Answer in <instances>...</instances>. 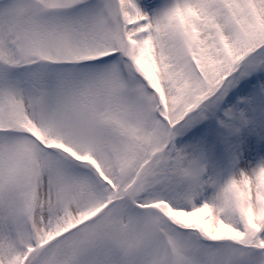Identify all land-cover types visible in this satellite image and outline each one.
Here are the masks:
<instances>
[{
    "label": "snow or ice",
    "instance_id": "6c2138e0",
    "mask_svg": "<svg viewBox=\"0 0 264 264\" xmlns=\"http://www.w3.org/2000/svg\"><path fill=\"white\" fill-rule=\"evenodd\" d=\"M0 264H264V0H0Z\"/></svg>",
    "mask_w": 264,
    "mask_h": 264
}]
</instances>
